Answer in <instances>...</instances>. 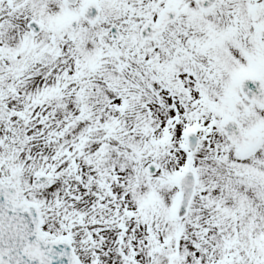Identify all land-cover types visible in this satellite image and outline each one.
Returning <instances> with one entry per match:
<instances>
[{
	"label": "snow or ice",
	"instance_id": "6c2138e0",
	"mask_svg": "<svg viewBox=\"0 0 264 264\" xmlns=\"http://www.w3.org/2000/svg\"><path fill=\"white\" fill-rule=\"evenodd\" d=\"M0 264H264V0H0Z\"/></svg>",
	"mask_w": 264,
	"mask_h": 264
}]
</instances>
